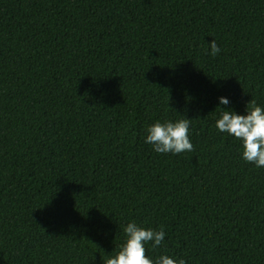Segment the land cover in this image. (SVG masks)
<instances>
[{"label":"trees","instance_id":"1","mask_svg":"<svg viewBox=\"0 0 264 264\" xmlns=\"http://www.w3.org/2000/svg\"><path fill=\"white\" fill-rule=\"evenodd\" d=\"M219 96L264 105V0H0V264H104L130 220L153 257L264 264V168ZM180 118L193 151L144 143Z\"/></svg>","mask_w":264,"mask_h":264},{"label":"clouds","instance_id":"2","mask_svg":"<svg viewBox=\"0 0 264 264\" xmlns=\"http://www.w3.org/2000/svg\"><path fill=\"white\" fill-rule=\"evenodd\" d=\"M208 44L209 55L215 57L221 52L215 39ZM229 104L227 96L218 97L217 108L220 111L215 120V128L240 142L244 161L258 169L264 168V105L251 100L245 112L239 113L234 108L221 107ZM191 121L189 118L157 120L147 127L144 143L151 145L153 151L159 154L191 152L194 148ZM123 233L125 240L119 251L109 256L104 264H188L186 259L174 255L160 254L153 257L147 254L149 246L156 249L165 242L167 233L163 227H143L135 220H130L124 225Z\"/></svg>","mask_w":264,"mask_h":264}]
</instances>
